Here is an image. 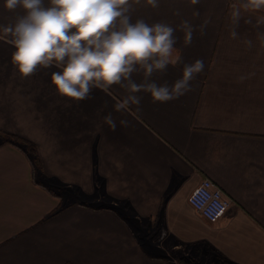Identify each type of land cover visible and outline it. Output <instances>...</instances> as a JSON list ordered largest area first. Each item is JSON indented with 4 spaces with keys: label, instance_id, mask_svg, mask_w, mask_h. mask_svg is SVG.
<instances>
[{
    "label": "crops",
    "instance_id": "crops-1",
    "mask_svg": "<svg viewBox=\"0 0 264 264\" xmlns=\"http://www.w3.org/2000/svg\"><path fill=\"white\" fill-rule=\"evenodd\" d=\"M244 2L133 5L131 22L176 29L180 61L150 80L171 85L184 64H205L190 92L166 103L139 93V108L119 107L127 95L119 86L93 88L82 101L61 97L51 84L55 67L21 78L0 31V132L32 141L41 159L35 167L0 133V264H154L136 231L148 220L174 244L264 264V8L245 10ZM2 5L0 25L23 14ZM183 21L195 29L189 46ZM132 79L142 82L143 73ZM109 114L115 131L104 122ZM205 177L230 202L215 222L188 201ZM70 194L76 199L67 201Z\"/></svg>",
    "mask_w": 264,
    "mask_h": 264
},
{
    "label": "clouds",
    "instance_id": "clouds-1",
    "mask_svg": "<svg viewBox=\"0 0 264 264\" xmlns=\"http://www.w3.org/2000/svg\"><path fill=\"white\" fill-rule=\"evenodd\" d=\"M192 6L200 0H188ZM141 0H3L8 12L23 11L13 23L0 25V31L14 47L11 63L21 78L34 75L37 68L55 67L51 84L57 94L73 101L89 98L93 88L108 91L113 86L125 89L120 108L136 105L139 108L147 93L153 103L179 99L192 90L191 82L205 69L202 59L184 64L181 78L171 85L150 80L154 72H166L169 65L180 61L175 45L177 37L172 26L164 22L147 23L143 19L131 22L129 15L134 4ZM157 8L159 0H143ZM245 10L264 8V0H245ZM178 14V13H177ZM199 16V11H194ZM233 22L240 19L239 9L232 13ZM205 25L201 26L203 29ZM183 43L189 46L195 31L192 24L183 21ZM233 39L238 33L233 29ZM247 43H251L250 41ZM142 72L143 81L132 79ZM119 110V109H118ZM104 122L115 131L111 114ZM126 126V121H120Z\"/></svg>",
    "mask_w": 264,
    "mask_h": 264
},
{
    "label": "rangeland",
    "instance_id": "rangeland-1",
    "mask_svg": "<svg viewBox=\"0 0 264 264\" xmlns=\"http://www.w3.org/2000/svg\"><path fill=\"white\" fill-rule=\"evenodd\" d=\"M57 191H66L67 188H62L53 181L49 182ZM75 195L70 194L67 201L74 200ZM150 220L146 221L142 227L136 228L138 236L143 246L149 251L150 255L155 259L154 264H183L181 257H190L202 264H210L212 251L208 252L207 246L196 248L193 246H184L174 244L167 237L164 231L159 227H150ZM155 238V241L153 239ZM154 242V243H153Z\"/></svg>",
    "mask_w": 264,
    "mask_h": 264
},
{
    "label": "built area",
    "instance_id": "built-area-1",
    "mask_svg": "<svg viewBox=\"0 0 264 264\" xmlns=\"http://www.w3.org/2000/svg\"><path fill=\"white\" fill-rule=\"evenodd\" d=\"M188 201L212 222L225 215L230 203L223 190L209 177L203 178L190 192Z\"/></svg>",
    "mask_w": 264,
    "mask_h": 264
},
{
    "label": "trees",
    "instance_id": "trees-1",
    "mask_svg": "<svg viewBox=\"0 0 264 264\" xmlns=\"http://www.w3.org/2000/svg\"><path fill=\"white\" fill-rule=\"evenodd\" d=\"M0 133L6 135L7 139L5 141L24 150L31 158L35 167H38V168L41 167V159L38 153V148L35 143L21 136H18L16 134H9L5 132H0ZM211 249L213 252L211 255L210 264H239L229 259L226 255H224L222 252H220L216 248L211 247ZM181 262L183 264H202L200 261H197L193 258L185 257V256L181 257Z\"/></svg>",
    "mask_w": 264,
    "mask_h": 264
}]
</instances>
